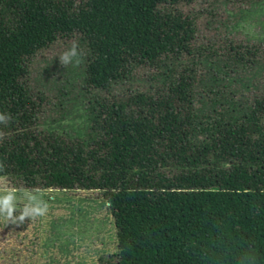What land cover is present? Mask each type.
I'll list each match as a JSON object with an SVG mask.
<instances>
[{
  "label": "trees",
  "instance_id": "trees-1",
  "mask_svg": "<svg viewBox=\"0 0 264 264\" xmlns=\"http://www.w3.org/2000/svg\"><path fill=\"white\" fill-rule=\"evenodd\" d=\"M189 1L0 0V176L100 190L103 264H264V44L203 46ZM77 38L82 138L38 126L29 86L32 60Z\"/></svg>",
  "mask_w": 264,
  "mask_h": 264
},
{
  "label": "rangeland",
  "instance_id": "rangeland-1",
  "mask_svg": "<svg viewBox=\"0 0 264 264\" xmlns=\"http://www.w3.org/2000/svg\"><path fill=\"white\" fill-rule=\"evenodd\" d=\"M183 11L196 18L197 42L228 39L264 44V0H190ZM80 39L60 41L31 62L29 86L45 97L37 125L82 138L90 122L82 87L83 61L67 67L59 56ZM143 79L124 83L142 84ZM124 88V87H123ZM0 264H103L116 252L109 204L97 189L11 184L0 176ZM43 209V214L33 210Z\"/></svg>",
  "mask_w": 264,
  "mask_h": 264
},
{
  "label": "clouds",
  "instance_id": "clouds-1",
  "mask_svg": "<svg viewBox=\"0 0 264 264\" xmlns=\"http://www.w3.org/2000/svg\"><path fill=\"white\" fill-rule=\"evenodd\" d=\"M82 55L80 45L78 41H74L68 49H66L60 56H59V63L62 66L67 67L70 64H79L80 57ZM10 117L0 114V123L7 124ZM2 135V134H0ZM11 196H6L3 198H0V204H8L11 201ZM36 214H43V209L36 208L33 210Z\"/></svg>",
  "mask_w": 264,
  "mask_h": 264
}]
</instances>
